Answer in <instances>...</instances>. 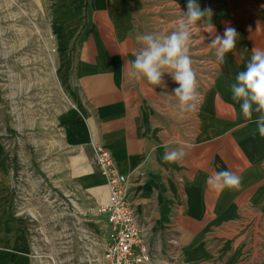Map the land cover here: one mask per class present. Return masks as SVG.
Segmentation results:
<instances>
[{
	"label": "crops",
	"instance_id": "crops-1",
	"mask_svg": "<svg viewBox=\"0 0 264 264\" xmlns=\"http://www.w3.org/2000/svg\"><path fill=\"white\" fill-rule=\"evenodd\" d=\"M9 1L15 3L8 5L10 16L23 14L33 24L15 28L23 42H9L15 51L24 47V55L1 59L9 74L7 83L0 78V264L33 263L26 222L10 218L18 215L9 207L6 128L35 153L39 148L42 170L60 191L82 198L85 208L107 200L93 145L108 148L127 175L139 223L151 228L163 251L176 249L169 264H264V138L252 134L257 114L245 119L227 87L252 49H264V0H196L201 10H212L192 28L209 71L202 74L194 110L183 115L174 93L130 79L124 67L140 47L136 37L153 3L181 14L188 0ZM228 26L238 38L221 64L210 36H223ZM55 88L56 100L48 105ZM44 106L50 116H39ZM38 127L40 143L33 138ZM164 145L183 149L184 158L165 163ZM220 170L239 175L241 186H209L206 178Z\"/></svg>",
	"mask_w": 264,
	"mask_h": 264
},
{
	"label": "rangeland",
	"instance_id": "rangeland-1",
	"mask_svg": "<svg viewBox=\"0 0 264 264\" xmlns=\"http://www.w3.org/2000/svg\"><path fill=\"white\" fill-rule=\"evenodd\" d=\"M0 3L7 5L0 9V78L2 83H7L9 67L2 60L16 53L24 55L25 52L24 47L16 51L10 48L14 45V40L24 41L25 35L16 33L15 28L31 26L33 23L30 18L21 16L23 14L10 16L7 11L9 6L15 8L12 1L0 0ZM16 8L24 13L22 5H17ZM170 8L168 4L162 6L153 3L152 10L145 18L143 35L173 31L181 14L179 11L168 12ZM201 43L199 32L192 31L189 55L197 75L198 90L201 81L205 80L202 74L209 71L205 54L198 51ZM161 86L167 93H174L173 90L178 87L168 72L164 73ZM56 91L57 88L50 89L48 105L55 102ZM46 107L48 106L39 111V116L51 115L47 114ZM41 130L38 127L33 131V138L37 143L41 140ZM9 133H12L13 140ZM14 135L7 128L1 134L12 170L9 207L11 213L22 217L26 222L28 235L36 251L32 264H98L105 246L106 229L104 216L97 211V205L85 208L80 204L82 198L60 191L54 180L42 170L39 159H36L40 156L39 148L35 153L34 145L22 139L20 134L19 137Z\"/></svg>",
	"mask_w": 264,
	"mask_h": 264
},
{
	"label": "clouds",
	"instance_id": "clouds-1",
	"mask_svg": "<svg viewBox=\"0 0 264 264\" xmlns=\"http://www.w3.org/2000/svg\"><path fill=\"white\" fill-rule=\"evenodd\" d=\"M211 16V8L201 10L196 0H188L187 11L181 12L173 31L167 34L145 33L136 37L140 47L132 53L134 58L125 62L126 75L137 81L146 79L151 85L158 86L162 84L164 73H170L178 85L173 91L179 112L183 115L193 111L198 98V80L189 55L192 28ZM237 38L238 33L231 26L225 28L223 36H210L209 46L215 49L219 63L223 64L226 54L236 48ZM251 53L244 70L239 71L227 87L231 99L240 104L245 119H251L253 112L257 114L252 134L258 133L264 138V49L254 47ZM163 147L165 163L179 162L185 156L183 149L169 150L167 145ZM206 183L215 189L234 190L241 186L242 178L233 171L220 170L209 175Z\"/></svg>",
	"mask_w": 264,
	"mask_h": 264
},
{
	"label": "built area",
	"instance_id": "built-area-1",
	"mask_svg": "<svg viewBox=\"0 0 264 264\" xmlns=\"http://www.w3.org/2000/svg\"><path fill=\"white\" fill-rule=\"evenodd\" d=\"M93 157L97 169L104 176L107 200L97 205L104 216L106 241L98 264H165L176 258V249L163 251L160 243L151 238V228L139 223L129 198L128 178L121 173L115 159L103 144L93 145ZM169 242L177 245L175 237ZM36 251L32 245V258Z\"/></svg>",
	"mask_w": 264,
	"mask_h": 264
},
{
	"label": "trees",
	"instance_id": "trees-1",
	"mask_svg": "<svg viewBox=\"0 0 264 264\" xmlns=\"http://www.w3.org/2000/svg\"><path fill=\"white\" fill-rule=\"evenodd\" d=\"M10 218L17 219V220H19V221H21L22 223L25 224V222H24V220H23L22 218H19V217H12L11 215H10Z\"/></svg>",
	"mask_w": 264,
	"mask_h": 264
}]
</instances>
